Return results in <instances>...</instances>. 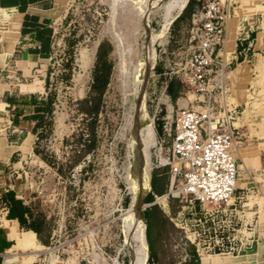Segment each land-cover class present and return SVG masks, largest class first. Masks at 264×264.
Returning a JSON list of instances; mask_svg holds the SVG:
<instances>
[{
	"label": "crops",
	"instance_id": "0c3cea01",
	"mask_svg": "<svg viewBox=\"0 0 264 264\" xmlns=\"http://www.w3.org/2000/svg\"><path fill=\"white\" fill-rule=\"evenodd\" d=\"M222 1L227 10L226 39L218 54L217 74L198 92L170 79L167 60L160 59L163 63L158 62L155 73L157 79L166 80L161 97L165 114L156 111L154 117L156 122L162 120L163 132L166 115L179 109L210 111L212 119L224 118L230 108L239 110L232 123L238 133L232 151L239 167L232 201L243 227L240 242L233 251H194L190 260L264 264V0ZM70 8L71 0H0V264H104L103 254L67 244L62 227L71 220L59 219L52 209L36 208L30 185V180L52 168L46 154L58 156L74 130L68 106L63 102L58 106L52 87V62L58 54L66 55L63 39L57 36L58 24ZM196 8L197 1L188 0L174 19L173 42L188 32ZM94 53L95 49H83L81 65L66 64L71 70L64 75L74 85L72 102L90 98L85 85ZM80 66L82 72L77 73ZM165 139L171 148V140ZM171 186L170 172L157 165L144 196L148 262L150 255L159 258L161 223L178 201ZM115 258L120 261L119 253Z\"/></svg>",
	"mask_w": 264,
	"mask_h": 264
},
{
	"label": "rangeland",
	"instance_id": "374dc122",
	"mask_svg": "<svg viewBox=\"0 0 264 264\" xmlns=\"http://www.w3.org/2000/svg\"><path fill=\"white\" fill-rule=\"evenodd\" d=\"M142 8L147 10L144 6ZM142 8L136 0H71L67 17L58 24L57 36L63 39L66 54L64 60L68 59L65 69L69 72L71 69L66 64L73 62L81 65V51L95 49L85 85L93 100L72 102L71 87L74 85L63 76L65 84L58 85L54 92L59 97L58 106L61 107L62 102L68 106L69 120L74 130L64 140L58 156L51 152L46 154L52 162V168L30 180L31 187L35 189L36 208L52 209L58 213L59 219L71 220L67 226L62 227V232L68 238H65L67 244H75V248L89 254H103L104 264H132L135 242L132 236L134 229L126 223L128 208L136 192L142 194L145 204L144 196L157 165L170 170V166L165 164L169 143L160 145L163 138L162 120L156 122L154 117L156 111L161 116L165 114V101L161 97L166 80L157 79L155 72L158 62L163 63L160 59H166V64L177 60L179 56H175L186 43L188 32L184 31L174 37L173 42V22L167 31L161 33L166 16L164 6L152 11L148 17L141 16ZM114 11L115 22L112 21ZM131 14L139 17V29H132L136 33L128 24ZM151 32L162 35V39L154 45V57L147 54L145 48ZM101 43L104 50L111 51L105 67L97 71L99 64H95L96 51ZM61 57L63 54H58V58ZM123 60L128 66V73L121 78L117 76V70ZM170 67L168 65L166 70ZM80 68L77 73L82 72ZM136 68L139 70L135 71ZM93 69H96V73H107L108 82L103 92L90 88L94 83ZM144 80L145 111L154 121V136L146 150L151 170L145 186L137 178V174L143 172L146 181L145 163L135 149L129 146L135 114L132 86L137 81L138 88H141ZM92 103H98L102 109L97 116L86 113ZM92 129L96 133L95 144ZM174 206V212L161 223L159 258L152 259L150 255L149 264H192V252H205L203 241L199 242L198 239V203L197 212L190 209L186 200H178ZM175 240L179 243H174ZM118 253L121 256L119 262L115 258Z\"/></svg>",
	"mask_w": 264,
	"mask_h": 264
},
{
	"label": "built area",
	"instance_id": "2783aa9c",
	"mask_svg": "<svg viewBox=\"0 0 264 264\" xmlns=\"http://www.w3.org/2000/svg\"><path fill=\"white\" fill-rule=\"evenodd\" d=\"M186 43L177 60L168 62L170 79H179L187 89L198 92L210 85L217 74L218 54L226 39L227 10L222 0H196ZM58 55L52 62L53 90L65 84V62ZM211 112L179 109L167 114L163 132L171 140L165 164L170 166L171 195L186 200L190 209L200 211L197 220L198 239L206 253L233 251L240 242L242 222L236 201L239 167L232 151L238 133L232 123L239 114L230 108L224 118L212 119ZM160 140V145L166 139Z\"/></svg>",
	"mask_w": 264,
	"mask_h": 264
},
{
	"label": "bare ground",
	"instance_id": "6f19581e",
	"mask_svg": "<svg viewBox=\"0 0 264 264\" xmlns=\"http://www.w3.org/2000/svg\"><path fill=\"white\" fill-rule=\"evenodd\" d=\"M163 2H164V0H136L137 5H139L141 8L143 6L146 7L147 10L144 11L142 8L141 12H140L142 14L141 16H145V17L150 16V13L152 11H155L158 8L164 6V8L166 9L165 10L166 16H165V21H164L161 33H164L165 31H167L166 29L171 25V23L174 21V19H176V17L180 14V12L186 6L188 0H167L166 4L162 5ZM137 14H138V12H137ZM137 14L136 15L131 14V16L128 18L129 21L127 20L129 27H131V30L132 29H135V30L139 29L138 28L139 27V17L137 16ZM112 21L113 22L116 21L115 11L113 12V15H112ZM122 22H120V23H122ZM133 32H135V31H133ZM161 33L157 34L155 32H151L149 35V38L147 40V43L145 44L147 54L151 55L152 57H154L153 51H154V45H155L156 41L162 39ZM124 35H125V33H124ZM133 36H135V35H133ZM119 45L122 46V44H119ZM136 55H137V53H136ZM134 56H135V54H134ZM131 59H133V58H131ZM126 61L128 62L129 60H126ZM134 62H136V61H134ZM139 64H138V66H140ZM131 66H132V64H131ZM137 70H139V69L136 68L135 71H137ZM117 72H118L117 76H119L121 78H124L127 75L128 66L126 65L124 60L122 61V63H120ZM141 83H142L141 88H138L139 82H137V81L132 86V94L134 96L135 114H133L134 115L133 135L130 139V145L129 146H131L133 149H135V151L141 156L142 161L145 163V171H146L145 175L147 176L146 181H144V179H143V172H140L139 174H137L138 175L137 178L139 179L140 183H142L141 185L145 186L148 184L149 180L147 181V178H149V176H150L149 172L151 170L150 167L148 166V154H147L146 150H147V147L149 146V144H150V142L154 136V130H153L154 124H153V121L149 118L147 112L145 111V89L144 88H145L146 81L144 80ZM141 180H142V182H141ZM144 209H145V204L143 202L142 194L140 192L139 193L136 192V194L134 195V197L131 201L130 207L128 208V213L126 214V220H127L126 223L130 224L132 226V229H134V235H132V236L134 237L135 251L133 252V250H132V253H133L132 254V264H149V262H148V248H147V242H146L145 234H144V229H145V227H144V225H145Z\"/></svg>",
	"mask_w": 264,
	"mask_h": 264
},
{
	"label": "trees",
	"instance_id": "16d2710c",
	"mask_svg": "<svg viewBox=\"0 0 264 264\" xmlns=\"http://www.w3.org/2000/svg\"><path fill=\"white\" fill-rule=\"evenodd\" d=\"M110 51L111 50H104L103 47H102V44H101L97 55H98V64H99V66H100V62H102V63H101V67H99V66H98L99 68L97 67V71L100 70V69H103L105 67V65L107 64V57H108ZM173 80H175V79H173ZM107 82H108L107 73L102 71V73L100 74L98 72L96 73V70H95V72H94V83L92 85V89L95 88V89H98V90H102L101 92H103V90L105 89V87L107 85ZM172 89L170 87V89H169L170 93H173ZM92 100H93V98L90 97L86 101L87 102H89V101L91 102ZM101 110L102 109L98 105V103L97 104L96 103H94V104L92 103V105H90L89 109L86 110V113L88 115H90V116L92 114L97 116L100 113ZM92 133L94 135V142L93 143L95 144V139H96L95 129H92ZM47 160L52 165V162L48 158H47Z\"/></svg>",
	"mask_w": 264,
	"mask_h": 264
},
{
	"label": "water",
	"instance_id": "95a60500",
	"mask_svg": "<svg viewBox=\"0 0 264 264\" xmlns=\"http://www.w3.org/2000/svg\"><path fill=\"white\" fill-rule=\"evenodd\" d=\"M183 9H184V8H183ZM181 12H182V11H181ZM181 12H180V13H181Z\"/></svg>",
	"mask_w": 264,
	"mask_h": 264
}]
</instances>
